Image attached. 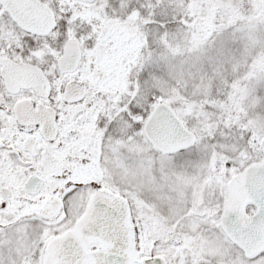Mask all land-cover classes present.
<instances>
[{
	"label": "snow or ice",
	"instance_id": "obj_1",
	"mask_svg": "<svg viewBox=\"0 0 264 264\" xmlns=\"http://www.w3.org/2000/svg\"><path fill=\"white\" fill-rule=\"evenodd\" d=\"M0 264H264V0H0Z\"/></svg>",
	"mask_w": 264,
	"mask_h": 264
}]
</instances>
